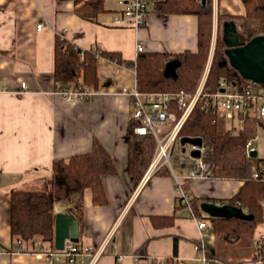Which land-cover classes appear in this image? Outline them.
<instances>
[{
	"label": "crops",
	"instance_id": "1",
	"mask_svg": "<svg viewBox=\"0 0 264 264\" xmlns=\"http://www.w3.org/2000/svg\"><path fill=\"white\" fill-rule=\"evenodd\" d=\"M121 1L127 2L117 0L111 6L106 1L109 10L91 19L76 13L73 0H0V244L5 249L0 264H54L45 252L55 248V241L32 248L12 236L11 194L14 189H47L54 160L90 151L95 136L118 168L102 177L108 202L95 204L87 187L82 196L56 202L54 213L76 215L79 245L99 247L111 234L125 258L118 260L108 248L96 258L80 255L73 264H157L158 258L173 256L192 264L195 243L211 256L217 253L210 250L220 240L212 227L201 230L191 208L178 206L175 173L186 174L185 166L176 160V168L184 171H154L138 184L128 170L132 101L122 89L136 84L137 46L141 43L145 52L196 50L198 17L159 13L149 5L145 23L136 28L117 22ZM213 13L215 31L218 15H243L245 8L241 0H214ZM39 23H44L41 30ZM60 32L80 48L122 54L121 61L98 58L99 89L88 100L69 102L55 93L54 50ZM242 184L222 178L189 180L196 197L218 199L232 197ZM174 213L172 225L153 222L154 216ZM237 253L228 260L219 258L228 263L252 260L253 251L240 248Z\"/></svg>",
	"mask_w": 264,
	"mask_h": 264
},
{
	"label": "trees",
	"instance_id": "2",
	"mask_svg": "<svg viewBox=\"0 0 264 264\" xmlns=\"http://www.w3.org/2000/svg\"><path fill=\"white\" fill-rule=\"evenodd\" d=\"M74 10L79 15L94 19L108 11L106 0H73ZM244 4L243 15H218V30L210 71L204 86L205 93L219 90L220 82L236 84L239 90L250 84L231 65L226 55L227 45L223 39V24L234 20L240 27L245 42L264 34V0H241ZM150 7L159 13L194 14L198 17V45L196 50L185 49L180 52L155 51L139 52L136 59V85L140 91H178L184 89L194 93L202 79L209 60L213 38L214 0H150ZM102 56L121 61L120 51H101ZM97 52L83 49L75 43L61 40L57 35L54 50V78L57 89L64 85L88 86L99 89ZM180 60L178 78L172 79L164 74L167 61ZM227 60V63H223ZM241 125H227L225 114L219 111L195 107L185 121L179 135L200 136L207 146L206 159L211 162L213 178L243 181L239 191L229 198L196 197L189 188V180L184 179L181 187L190 199V207L196 218L207 216L201 209V202L211 201L242 206L254 215L251 220L240 218L211 217L212 230L224 242H237L254 235L257 228L264 224V157L248 156L246 143L256 137L255 127L264 128V118L249 114H239ZM136 121L131 119L129 129L128 170L134 183L138 184L147 171L154 151L156 139L152 134L139 135L134 132ZM176 154H184L178 146ZM177 160V159H176ZM259 176H254L255 172ZM118 168L112 154L98 137H94L92 149L86 153L71 156L68 160L59 158L53 162L50 185L47 189H14L11 194V232L16 240L30 244L32 248L40 242L52 244L54 241L55 213L54 204L58 201L69 202L74 195L82 196L85 188L93 191L95 204H106V194L102 177L116 174ZM157 174L171 173L163 166ZM178 206H186L181 198ZM174 215L154 216L156 226L172 225ZM177 253V238L175 240ZM217 253H213L214 257ZM211 256V254H209ZM218 256V255H217ZM264 258V242L253 250L252 259Z\"/></svg>",
	"mask_w": 264,
	"mask_h": 264
},
{
	"label": "built area",
	"instance_id": "3",
	"mask_svg": "<svg viewBox=\"0 0 264 264\" xmlns=\"http://www.w3.org/2000/svg\"><path fill=\"white\" fill-rule=\"evenodd\" d=\"M124 8L121 15L117 17V22L128 23L133 27H141L147 18L150 0H127L123 2ZM44 27V23H39L38 30ZM218 30V29H217ZM217 30L214 31L213 44L211 54L205 67L202 79L194 93L184 89L178 91H157L144 92L140 91L135 84L134 87H124L122 92L128 95L132 101V119L136 121L134 132L139 135L152 134L157 142L156 149L151 159L149 168L144 175V180L150 177V174L159 170L162 166H167L175 173L176 163L174 157L180 143L181 136L179 132L185 121L190 116L195 107L200 105L202 108H210L225 114L227 121H232L239 114H249L264 118V85L256 82L244 86L239 90L236 84H228L225 81L220 82L219 90L214 93H205L204 86L210 71L212 56L214 51ZM61 40L70 41L64 32L58 33ZM144 47L141 43L137 46V51H143ZM97 55L101 56L100 50H94ZM26 87V82L22 83ZM224 89V90H222ZM57 94L61 95L66 101H84L95 95L96 91L88 86L64 85L57 89ZM192 149H198L201 152L200 157L191 155ZM256 149L254 139H249L246 143V152L251 156V151ZM207 146L203 141L202 145L188 144L187 150L182 156L177 158L178 165L187 168L186 174H176V186L180 193L182 202L190 207V199L187 193L182 189L181 184L184 179H208L211 176L212 164L206 159ZM264 171V166L261 167ZM254 176L258 177L259 172H255ZM264 205V202H263ZM191 208V207H190ZM193 214V213H192ZM198 226L204 230L212 226L211 217L197 218ZM109 234L104 242L99 246H81L79 243L70 239H66L64 248H54L45 252L48 259L54 264H73L78 256L92 254V258H96L110 248L118 260H124L125 255L120 253L116 243L111 241ZM19 243L21 240H18ZM264 242V234L256 240V247ZM196 255L195 262L192 264H264V258H257L237 263H227L219 260L217 257L210 256L206 249L200 244H194ZM3 245L0 244V253L4 252ZM157 264H186L183 259L178 256L158 258Z\"/></svg>",
	"mask_w": 264,
	"mask_h": 264
},
{
	"label": "water",
	"instance_id": "4",
	"mask_svg": "<svg viewBox=\"0 0 264 264\" xmlns=\"http://www.w3.org/2000/svg\"><path fill=\"white\" fill-rule=\"evenodd\" d=\"M223 39L227 45L225 52L231 65L244 78L264 85V34L257 35L245 42L238 24L234 20H229L223 24ZM223 63H227V60H224ZM180 64V60L177 58L167 61L164 67L165 76L177 79ZM203 141L200 136H183L180 143L183 152H186L188 144L202 145ZM191 155L200 157L201 152L198 149H192ZM251 156H258V150L253 149ZM201 209L210 217H234L247 220L254 218L253 214L248 213L242 206L237 204L203 201L201 202ZM54 229L55 248L57 249L64 248L66 239L74 242L79 241L80 221L75 214L69 211H57L55 213Z\"/></svg>",
	"mask_w": 264,
	"mask_h": 264
},
{
	"label": "rangeland",
	"instance_id": "5",
	"mask_svg": "<svg viewBox=\"0 0 264 264\" xmlns=\"http://www.w3.org/2000/svg\"><path fill=\"white\" fill-rule=\"evenodd\" d=\"M106 1L108 5L110 4L111 6H114L117 0H106ZM233 122L236 127H239L241 125V121L238 117H236L233 120ZM230 124H231V120L227 121L228 127L232 126ZM255 132H256V137L254 138L255 147L258 150V155L261 157H264V128L261 127L260 125H256ZM177 156L178 155L175 154L174 163L176 159L178 158ZM176 170H177L176 172H181L182 170L184 171L185 168L177 167ZM210 231L213 232L212 229ZM262 234H264V224L260 225L257 228L255 234L250 236L248 239H245V240L243 239L241 241L231 242V243L218 240V242H216L215 244V248H210V250L217 252L219 260H221L219 257L223 258L224 260H228L230 256L237 255L238 254L237 252H239L240 248H243L246 251L252 253V251L256 248V245H257L256 240L259 239ZM224 260H221V261L224 262Z\"/></svg>",
	"mask_w": 264,
	"mask_h": 264
}]
</instances>
